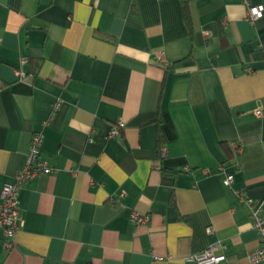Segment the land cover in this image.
I'll use <instances>...</instances> for the list:
<instances>
[{"label":"crops","instance_id":"0c3cea01","mask_svg":"<svg viewBox=\"0 0 264 264\" xmlns=\"http://www.w3.org/2000/svg\"><path fill=\"white\" fill-rule=\"evenodd\" d=\"M247 10L0 0V201L34 133L54 168L19 190L0 264H183L219 239L222 264H251L259 240L239 192L264 200V14L252 25Z\"/></svg>","mask_w":264,"mask_h":264},{"label":"built area","instance_id":"2783aa9c","mask_svg":"<svg viewBox=\"0 0 264 264\" xmlns=\"http://www.w3.org/2000/svg\"><path fill=\"white\" fill-rule=\"evenodd\" d=\"M248 5L247 19L254 25L255 21L261 18L264 14V4H252L244 0ZM27 59L23 58V62ZM157 60L162 62L166 68L173 66L163 51H160ZM2 86L0 80V88ZM60 101L57 100L53 104V112L58 110ZM258 116L262 115L260 109L256 110ZM124 120L119 119L114 126L109 130L108 136L116 137L120 135L125 128ZM43 135L41 133H34L31 139L29 150L22 168L14 175L12 181L6 182L1 191L0 201V240H3L5 245L9 248L14 245V237L20 226L22 219L21 209L19 205V190L30 179L38 176L41 173L52 172L53 167L49 166L47 161L41 157V143ZM166 151L163 152L165 154ZM223 183L226 186H231L234 180V173L227 170L224 171ZM241 198L247 202L251 209V222L258 234L259 244L256 248L249 252V259L251 264H264V200L254 198L240 191ZM132 220L136 223H146L149 221V215L141 214L137 211L132 212ZM213 228L208 227V232L213 233ZM227 245L222 240H215L209 246L199 252L192 253L183 259V264H222L226 259Z\"/></svg>","mask_w":264,"mask_h":264},{"label":"trees","instance_id":"16d2710c","mask_svg":"<svg viewBox=\"0 0 264 264\" xmlns=\"http://www.w3.org/2000/svg\"><path fill=\"white\" fill-rule=\"evenodd\" d=\"M183 13H184L185 18L188 20L189 19V15H188L189 12H188L186 3H183Z\"/></svg>","mask_w":264,"mask_h":264}]
</instances>
